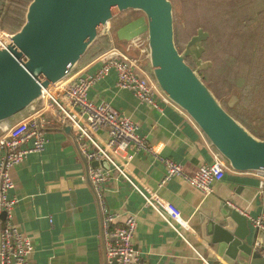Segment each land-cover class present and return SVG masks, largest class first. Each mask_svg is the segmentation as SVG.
<instances>
[{"label":"crops","instance_id":"0c3cea01","mask_svg":"<svg viewBox=\"0 0 264 264\" xmlns=\"http://www.w3.org/2000/svg\"><path fill=\"white\" fill-rule=\"evenodd\" d=\"M101 64V59L95 58L77 65L94 72ZM88 99L96 105L111 104L133 119L137 134L155 146L161 157L181 164L185 175H194L202 165L214 162L209 148L213 146L193 119L182 114L175 103L161 98L158 107L142 102L134 92L118 86L114 70L89 90ZM42 107L36 103L35 111L26 109L18 117L0 122L10 126L30 114L49 120L45 149L29 155L13 169L15 189L10 195L18 198L14 222L16 217L17 226L33 241L30 264H106L101 207L87 179L93 162L80 152L72 123L58 110ZM100 133L107 139L105 130ZM130 164L151 190L180 209L191 228H182L186 239L182 238L115 166H101L109 171L102 195L115 215V224L136 216L134 243L141 258L150 264H198L204 256H213L216 250L200 236L201 215L208 216L222 201L242 213L252 229L256 227L254 219L264 215V193L259 191L257 172L227 171L213 184L214 191L207 194L191 186L182 175L160 186L167 168L146 149L136 150Z\"/></svg>","mask_w":264,"mask_h":264},{"label":"water","instance_id":"95a60500","mask_svg":"<svg viewBox=\"0 0 264 264\" xmlns=\"http://www.w3.org/2000/svg\"><path fill=\"white\" fill-rule=\"evenodd\" d=\"M129 9L146 16L150 65L162 91L191 116L234 171H264V138L229 113L199 73L207 67L201 54L209 33L201 28L183 52L177 48L171 0H32L24 25L0 48V122L38 103L42 89L62 79L111 21ZM93 166L110 169L106 158ZM6 218L1 212L0 230ZM200 227V236L216 253L198 264H264V228L252 229L226 201L201 215Z\"/></svg>","mask_w":264,"mask_h":264},{"label":"built area","instance_id":"2783aa9c","mask_svg":"<svg viewBox=\"0 0 264 264\" xmlns=\"http://www.w3.org/2000/svg\"><path fill=\"white\" fill-rule=\"evenodd\" d=\"M12 35L0 27V48L11 42ZM141 54H146L149 58L148 44L147 47L141 44ZM98 59H101L102 64L94 72H87L86 67L76 65L67 70L62 79L43 88L38 104L43 106V110H58L62 113L77 130L76 141L86 159L91 163L106 158L131 181L148 203L161 213L182 238L186 239L182 228L187 231L191 228L183 220L180 209L151 190L131 167L130 162L135 151L146 149L165 164L167 174L160 186H164L173 176L182 175L191 186L210 194L214 191L213 184L222 180L225 173L233 169L212 145L213 147L209 148L214 162L202 165L194 175H185L181 164L170 158L161 157L155 146L148 145L145 139L137 134V124L133 119L121 114L111 104L96 105L91 102L88 99L89 90L114 70L118 86L131 90L142 102L158 107L161 98L174 104L158 85L153 72L141 63L140 57H132L125 51L112 47ZM30 108L35 111L36 104H32L28 109ZM179 110L192 120L184 109L179 107ZM48 124L49 120L45 117L30 114L10 126L0 125L3 132L0 135V213L3 211L7 213L6 225L0 230V264H30L35 247L32 239L14 222L18 198L10 195L15 189L10 169L19 165L29 155L41 153L45 149ZM195 125L197 126L196 123ZM100 130L106 131L107 139L101 135ZM257 175L260 179L259 191L264 193V171H258ZM108 176L109 171L95 166H91L87 174L103 216L104 235L107 239L106 264H150L141 258L135 247L136 216L130 215L122 224H115V215L103 199L102 189ZM254 224L256 227L264 228V215L254 219Z\"/></svg>","mask_w":264,"mask_h":264},{"label":"rangeland","instance_id":"374dc122","mask_svg":"<svg viewBox=\"0 0 264 264\" xmlns=\"http://www.w3.org/2000/svg\"><path fill=\"white\" fill-rule=\"evenodd\" d=\"M171 1L174 6L175 43L180 52L184 51L187 43L197 34L199 29L202 28L209 33L210 37L206 40L204 51L201 54V61L207 64V67L201 69L199 73L223 107L230 111V107L234 108L237 103L234 90L242 87L245 81L244 73L247 74L254 59L245 63L243 62L244 59L238 56L230 66H227L225 54L227 50L238 52V49L241 48L248 51V48L255 43L260 27V14L264 12V0ZM223 15L225 18L221 20L220 17ZM118 19V23L117 20L111 21L113 25L110 23L106 30V33H110L111 27L116 29L120 26L119 35L117 38H113L115 43L112 47L120 49L116 42L125 43V40L129 41V38L132 43L136 44V47L141 49V44H145L147 47L148 22L143 12L133 11L131 15L128 14ZM224 27H226L225 33L228 30L230 33L232 30L235 35L244 38L240 39L241 43L237 45L238 47L241 44L240 48L237 49L233 39L228 38V35L224 34V37L218 35ZM145 56L147 57L146 54ZM188 62L194 69L198 68L192 59H189ZM231 112L239 117L240 112L236 113L232 110ZM240 122L244 124L242 121ZM49 127L48 124V131L50 130ZM14 168L15 166L10 169L13 181ZM16 222L15 217V224L17 225Z\"/></svg>","mask_w":264,"mask_h":264},{"label":"trees","instance_id":"16d2710c","mask_svg":"<svg viewBox=\"0 0 264 264\" xmlns=\"http://www.w3.org/2000/svg\"><path fill=\"white\" fill-rule=\"evenodd\" d=\"M32 0H0V27L6 30L9 33H15L21 29L26 21V13L29 4ZM137 11L134 9H129L120 13L114 20L128 15ZM261 18L259 21L260 27L258 35L256 37L255 43L248 48L246 51L245 48H240L241 44L237 47L240 39H244L242 36L235 35L232 33V30H229L225 33L226 27L223 28V31H220L218 35L223 36L224 34L228 35V38H232L234 44L236 45L238 52L226 51L225 59L227 66H230L234 59L240 56L244 59L243 62L248 63L254 59V62L251 64L249 71L244 73L245 81L241 88H236L234 90V95L236 96L235 100L237 103L235 107H230L229 113H231L236 119L242 121L245 127L249 129L255 135H262L264 129V12L260 14ZM225 16H221L222 20ZM250 21V20H248ZM116 22V21H115ZM227 23L229 21H226ZM113 25V23H112ZM121 25V24H119ZM120 26L116 29L111 27L110 33H103L100 35L94 43L90 46L86 54L79 61V65L87 64L89 61L98 58L100 55L105 53L110 49L115 42L113 38H117L119 35ZM210 37V36H209ZM118 43L117 46L128 53L132 57H140L141 63L151 70L150 60L145 54H141V49L136 47L135 43H132L131 39L129 41L125 40V43ZM206 41L204 42V44ZM148 44V43H147ZM143 45V44H142ZM129 48V49H128ZM204 81V78H203ZM234 111L239 113V117L233 114Z\"/></svg>","mask_w":264,"mask_h":264}]
</instances>
